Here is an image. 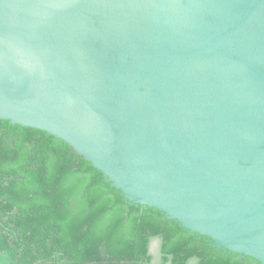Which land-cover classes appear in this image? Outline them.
I'll return each instance as SVG.
<instances>
[{"label":"water","instance_id":"obj_1","mask_svg":"<svg viewBox=\"0 0 264 264\" xmlns=\"http://www.w3.org/2000/svg\"><path fill=\"white\" fill-rule=\"evenodd\" d=\"M0 118L264 264V0H0Z\"/></svg>","mask_w":264,"mask_h":264},{"label":"trees","instance_id":"obj_2","mask_svg":"<svg viewBox=\"0 0 264 264\" xmlns=\"http://www.w3.org/2000/svg\"><path fill=\"white\" fill-rule=\"evenodd\" d=\"M0 264L261 262L129 201L62 139L0 118Z\"/></svg>","mask_w":264,"mask_h":264},{"label":"rangeland","instance_id":"obj_3","mask_svg":"<svg viewBox=\"0 0 264 264\" xmlns=\"http://www.w3.org/2000/svg\"><path fill=\"white\" fill-rule=\"evenodd\" d=\"M157 244H158L157 240H153V241H152V244H151V247H150V251H151L152 253H154V252L156 251V249H157Z\"/></svg>","mask_w":264,"mask_h":264},{"label":"flooded vegetation","instance_id":"obj_4","mask_svg":"<svg viewBox=\"0 0 264 264\" xmlns=\"http://www.w3.org/2000/svg\"><path fill=\"white\" fill-rule=\"evenodd\" d=\"M151 244H152V242H151ZM150 247H151V245H150Z\"/></svg>","mask_w":264,"mask_h":264}]
</instances>
